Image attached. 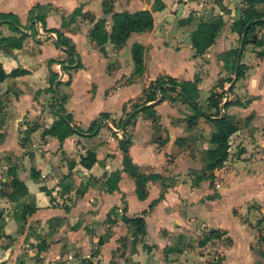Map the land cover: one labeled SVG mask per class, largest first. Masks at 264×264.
Segmentation results:
<instances>
[{
    "label": "crops",
    "instance_id": "0c3cea01",
    "mask_svg": "<svg viewBox=\"0 0 264 264\" xmlns=\"http://www.w3.org/2000/svg\"><path fill=\"white\" fill-rule=\"evenodd\" d=\"M38 5L49 6L44 25L34 18ZM243 7L233 0H0V13L11 15L0 20V63L6 72L27 70L0 82V264H264L262 246L252 250L256 233L241 219L251 205L264 213V58L257 54L262 47L250 42L264 41V25L242 43L245 70L232 86L237 96L228 100L245 106L227 109L237 126L228 157L212 172L205 169V153L215 147L206 120L215 109L207 99L226 94L234 79L225 55L243 41L231 29ZM178 9V27L168 38V17ZM255 9L264 14V2ZM139 10L152 14L151 30L132 32L117 46L108 41L104 51L90 38L98 20L109 32L113 13ZM200 22L219 24L202 54L192 47ZM57 32L73 48L71 56L56 45ZM134 43L146 47L143 73L132 60ZM159 76L195 83L190 97L204 114L190 124L195 109L181 97H166L137 112L124 129L132 103ZM58 103L77 129L62 142L44 133L59 117ZM124 132L132 162L160 177L147 182L145 199L122 168ZM87 151L96 158L90 168L79 164ZM9 169L19 182L13 191ZM203 173L212 174L213 183L197 181ZM142 215L146 234L131 252L123 217ZM210 230L224 234L198 246ZM216 250L220 262L209 263L206 252Z\"/></svg>",
    "mask_w": 264,
    "mask_h": 264
},
{
    "label": "trees",
    "instance_id": "16d2710c",
    "mask_svg": "<svg viewBox=\"0 0 264 264\" xmlns=\"http://www.w3.org/2000/svg\"><path fill=\"white\" fill-rule=\"evenodd\" d=\"M264 0H243L244 7L241 11L240 17L234 21L231 25L232 31L236 32L240 39L244 34L243 45L250 41V37L254 33L255 29L259 26L264 25V14L260 13L255 9L257 4L263 3ZM49 6H41L38 5L33 8V12L37 10L38 12L35 14L34 18L39 21L42 25L45 23V15L47 13V9ZM77 14V10L71 16ZM11 15L0 13V20L7 19ZM65 22V20L63 21ZM154 19L152 14L148 10H139L135 12H116L112 15V26L110 31H106L105 29V20H98L93 28L89 32L90 38L96 42V44L104 51L103 45L106 42H111L114 45L123 44L129 35L132 32H143L148 31L153 28ZM186 22L185 19H181L179 21L180 25H183ZM218 23H206L200 22L196 28V30L192 33V47L196 50V53L202 54L210 45L214 43L215 35L218 30ZM16 44L17 46H21V39ZM255 46H261L262 49L257 52L258 56L264 58V41L259 38H254L251 40ZM56 45L60 47H64L67 49L69 55L71 56L74 52L73 48H69L66 42V39L63 38L60 32H57ZM239 49L235 48L228 51L225 55L228 58L229 65L228 69L234 74L237 72V78H240L245 70V65L240 62V55L238 54ZM131 56L134 62V66L138 73H143L146 63V47L139 43H134L131 48ZM75 62V59L72 58L70 63ZM80 64L76 63L74 67H79ZM27 73V70L21 68H13L9 72H6L3 68V65L0 63V82L4 80L7 76H19ZM232 78L228 79V82H231ZM197 91V87L193 82H179L176 78L171 76H159L156 79L149 82L148 86L144 89L143 94L137 100L132 103V110L128 113L125 118V122L123 123V127L128 124H132L133 119L137 112L140 110H146L152 108L153 105L158 104L165 100L166 97L169 98L170 101H174L177 97H181L186 101L190 106H192L196 113L193 117H191L188 122L190 124H194L195 120L199 117V115L204 114L197 103L190 97V94L195 93ZM232 89H230V93ZM225 91L212 92L208 97V107L214 108L215 113L213 114L214 118H208L206 116V120L212 125L211 132V142L215 144V147L212 149H208L205 153L206 155V170L212 172L216 167L221 165L223 161H225L229 154V138L230 136L237 130L236 124L233 122L232 118L227 113V109L231 106H245L238 99H229L224 103L223 110L220 109V105L224 102ZM151 102L152 105H148ZM59 109V117L52 124V126L48 129L44 130L45 134L52 135L58 138L60 142L64 140L67 136L71 135L73 132L77 131L75 127H71V116L65 113V110L61 103H58ZM152 117L153 113L150 114ZM208 115L209 114H205ZM105 114H102L101 117H104ZM131 144V137L126 132H124L123 137L119 140V148L123 152V160H122V168L123 171H126L135 182V190L136 195L139 199H145L147 195V182L152 179H158L157 175L149 174L146 175L142 173L137 165H135L129 157L128 148ZM95 154L91 151H87L85 154L81 155L79 164L85 168H90L95 162ZM68 166L73 168L75 166L74 163H69ZM8 172L12 175L11 181V189L12 191L19 185V182L15 178V170L9 169ZM112 177H115L117 180L119 177L118 172L112 173ZM66 178V176H65ZM202 178H209L211 183H213V175H206L203 173L197 177V181ZM163 195H160L162 198ZM208 198H213L210 196ZM157 200L153 201L150 204V208L156 204ZM28 209L31 211L32 208ZM2 210H0V218L2 216ZM145 212H143V215ZM138 216L135 218H128L126 216L123 217L124 223H126L132 234V245L131 252H134L135 243L138 236H143L146 234L145 230V219L144 216ZM224 233L219 230H210L207 234L203 236L201 240L198 241V246H203L211 239H218ZM261 238V237H260ZM262 239V238H261ZM101 243V240L99 241ZM218 263L220 262V257L217 258Z\"/></svg>",
    "mask_w": 264,
    "mask_h": 264
},
{
    "label": "rangeland",
    "instance_id": "374dc122",
    "mask_svg": "<svg viewBox=\"0 0 264 264\" xmlns=\"http://www.w3.org/2000/svg\"><path fill=\"white\" fill-rule=\"evenodd\" d=\"M232 78H233V75H232ZM231 89H232V87H231ZM234 94H235V92H231V94L229 93V97L237 96L236 94L235 95ZM257 153H260V151ZM261 208H262V206H260V207L252 206V205L249 206L248 210H251L250 216L248 214H246L248 216L245 215V217H242L241 219H242V222L247 223V225L249 226L248 228L251 229V232L253 234H254V232L256 233L255 243H254L252 250L258 251V248L259 247L261 248V246H262V252H263L262 257L264 258V246H263L264 245V213L262 212ZM261 235H263V236H261ZM258 237H259V239H258ZM210 251H212V250H210ZM210 251L206 252V255H208L206 259L210 260L209 263H211V261L217 262L218 259L214 258V257H220L217 250L215 252H210Z\"/></svg>",
    "mask_w": 264,
    "mask_h": 264
},
{
    "label": "water",
    "instance_id": "95a60500",
    "mask_svg": "<svg viewBox=\"0 0 264 264\" xmlns=\"http://www.w3.org/2000/svg\"><path fill=\"white\" fill-rule=\"evenodd\" d=\"M243 0H233V4L234 3H241ZM180 12H181V9H178V11L176 12V14L174 15V16H169L168 17V21H170V23L172 24L171 25V28L169 29V31L167 32V35H166V37H170L174 32H175V30H176V28L178 27V17H179V15H180ZM243 38H244V34L242 35V40H243ZM190 41H191V37L190 36H188L187 37V39H186V43H190ZM242 43H243V41H241V44H240V47H239V52H238V54L240 55V53H241V51H242ZM237 78V72L235 71V73H234V79L229 83V86H228V88L226 89V97H225V100H224V102L220 105V108H221V110H223L222 108H223V106H224V103L228 100V98H229V93H230V89H231V87L233 86V84H234V80Z\"/></svg>",
    "mask_w": 264,
    "mask_h": 264
}]
</instances>
